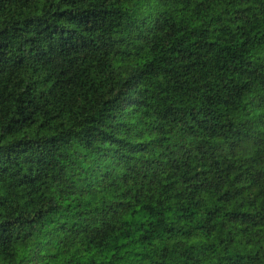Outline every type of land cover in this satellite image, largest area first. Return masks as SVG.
Segmentation results:
<instances>
[{
	"label": "trees",
	"instance_id": "16d2710c",
	"mask_svg": "<svg viewBox=\"0 0 264 264\" xmlns=\"http://www.w3.org/2000/svg\"><path fill=\"white\" fill-rule=\"evenodd\" d=\"M0 264H264V0H0Z\"/></svg>",
	"mask_w": 264,
	"mask_h": 264
}]
</instances>
